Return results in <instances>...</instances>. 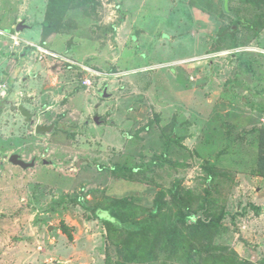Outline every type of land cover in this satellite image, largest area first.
Instances as JSON below:
<instances>
[{
  "label": "rangeland",
  "instance_id": "rangeland-1",
  "mask_svg": "<svg viewBox=\"0 0 264 264\" xmlns=\"http://www.w3.org/2000/svg\"><path fill=\"white\" fill-rule=\"evenodd\" d=\"M47 2L0 0V264H163L144 246L120 256L121 236L95 217L123 198L136 221L149 220L162 198L153 219L161 225L187 208L222 212L214 245L259 264L264 30L240 28L234 43L219 45L234 19L223 0H96L73 6L69 30L43 41ZM230 6L243 17L264 14V0ZM21 21L29 28L17 33ZM16 35L48 54L16 48ZM51 124L50 134H35ZM13 154L36 164L22 170ZM176 191L185 207L171 201ZM213 255L197 261L224 264Z\"/></svg>",
  "mask_w": 264,
  "mask_h": 264
},
{
  "label": "trees",
  "instance_id": "trees-1",
  "mask_svg": "<svg viewBox=\"0 0 264 264\" xmlns=\"http://www.w3.org/2000/svg\"><path fill=\"white\" fill-rule=\"evenodd\" d=\"M239 0H229L228 10L233 16L231 25L221 29L216 37V42L222 44L230 40L235 42L240 28L255 31L259 35L264 30V14L261 18L252 19L243 17L231 10L230 3ZM245 1V0H242ZM91 4L96 7V0H48L44 21L42 23V40L51 35L61 34L69 30L66 19L68 12L76 5ZM263 4V1L262 3ZM263 6V5H262ZM234 46V45H233ZM216 48V50H219ZM261 175L264 176V149L259 159ZM207 181L212 182L216 173L208 167ZM208 192V191H206ZM171 201L185 207L178 191L171 195ZM132 199L123 198L112 201L105 209H98L95 217L99 219L107 229V232L121 236L119 242L114 243L120 256H135L133 250L142 254V247H146V257L162 259L163 264L177 258L185 264H200L197 257L202 258L207 252L209 259L215 262L214 253L218 252L221 259L216 260L224 264H251L240 259L239 255L226 246L214 245L216 237L221 233V222L224 214L210 215L208 209L197 208L180 212L166 225H161L153 219L157 218L165 207L163 199H159L156 208L149 213V220H132L126 208H132ZM137 244H134V243ZM133 245H136L133 248ZM205 248H207L205 250ZM210 249V250H209ZM229 257V261H227ZM264 264V258L259 262Z\"/></svg>",
  "mask_w": 264,
  "mask_h": 264
},
{
  "label": "water",
  "instance_id": "water-1",
  "mask_svg": "<svg viewBox=\"0 0 264 264\" xmlns=\"http://www.w3.org/2000/svg\"><path fill=\"white\" fill-rule=\"evenodd\" d=\"M223 1H224V10H225V12L230 14V12L228 10V2H229V0H223ZM27 28H29V26H27L24 21H21L16 26V32L20 33V32H22L23 30H25ZM102 96L106 97L107 94L104 93ZM19 111H20V114L25 118V121L27 123L31 122L32 113L29 110H27L23 106H19ZM95 122L98 123V117L95 118ZM54 128H55V124H51L49 126L37 125L35 127V134L39 135V136H44L46 134H50L51 132H53ZM9 162L11 164H13L14 166H16V167L21 168L22 170L31 169L36 164V160L35 159H33L31 162L28 163V162L23 161L21 159V157L19 155H17V154L11 155L10 158H9Z\"/></svg>",
  "mask_w": 264,
  "mask_h": 264
},
{
  "label": "built area",
  "instance_id": "built-area-1",
  "mask_svg": "<svg viewBox=\"0 0 264 264\" xmlns=\"http://www.w3.org/2000/svg\"><path fill=\"white\" fill-rule=\"evenodd\" d=\"M11 38H12L13 44H14V46H15L16 48H17V47H21L22 45H25L26 48L35 49V50L38 52V54H39V53L48 54V52H47L46 50L42 49V48L40 47V45L32 44V43H24V44H23L22 41L18 38V35H16V36H12ZM54 56H55L56 58H60V57L57 56V55H54ZM82 70H83V71H86V72H89L88 69H86V68H84V67H82ZM82 83H83V85L88 86V87L91 85L90 80H89L86 76H85L84 79L82 80Z\"/></svg>",
  "mask_w": 264,
  "mask_h": 264
}]
</instances>
